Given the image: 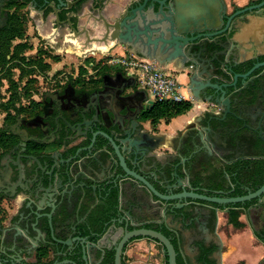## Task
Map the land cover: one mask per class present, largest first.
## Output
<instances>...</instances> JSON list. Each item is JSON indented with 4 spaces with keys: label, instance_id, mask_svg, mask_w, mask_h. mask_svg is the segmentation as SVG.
Masks as SVG:
<instances>
[{
    "label": "water",
    "instance_id": "95a60500",
    "mask_svg": "<svg viewBox=\"0 0 264 264\" xmlns=\"http://www.w3.org/2000/svg\"><path fill=\"white\" fill-rule=\"evenodd\" d=\"M58 1L59 5L72 6L79 0ZM131 1L133 0H104L105 15L100 12L97 17L96 11L90 10L96 7L94 0H84L77 7H73L72 9L80 15L73 16L74 23L77 26H87L89 29L86 30L91 34L87 31L80 32L77 38L69 36V28L65 26L60 27V34L54 37L56 29L53 13L49 11L41 14L31 9L29 11L37 34L44 42L55 48L71 49L79 56L89 51L105 52L116 42H128L130 46L133 44L131 47L140 55L157 57L150 51L158 49L160 53H169L167 59L176 62L183 57L182 49L187 47L186 55L193 57L201 69L198 75L200 79L195 81L191 79L192 83L196 84L192 88L193 93L219 106L221 104L228 106V110L221 117L214 114L206 121L208 113L206 116H198L196 120L202 127L200 129L192 127L195 132L192 136L194 143L197 138L203 143L201 147L213 146L215 152L211 159L204 157L199 159L200 165L195 169L196 174L199 177L205 175L213 169L212 166L217 167L224 160L215 147L219 137L224 138V147L227 151H231L234 143L239 141L235 138L233 143L227 139L233 135L234 129L226 115L234 114L229 105L231 95L244 87H238L237 78L245 79L250 72L247 74L237 72V67L245 61L237 62L234 59L235 50L213 36L219 35L221 39V34L231 25L230 31L232 18L240 11L230 15L226 27L220 30L223 21L222 0H155L160 4L157 12L159 16H153L145 11L153 8V3L147 4L148 0L131 8L130 13H127V9L124 8ZM225 1L229 3L231 0ZM234 1L243 4L246 0ZM122 12L124 16H120ZM195 31L198 33L194 34ZM166 32H169V37H165ZM40 34L51 35L49 38H43ZM248 37H251L250 32L246 36L242 34L243 40ZM204 39L206 44H203ZM140 41L147 49L135 44ZM209 43L217 47L212 49ZM185 61L182 58L181 62ZM209 70L211 74L206 73ZM226 75H234V78L229 79ZM251 99L252 95L244 99L246 116L250 107L256 103ZM141 101L153 103L145 91ZM7 124L9 123H5V126ZM244 125L250 128L249 123L245 122ZM8 126L10 128V125ZM123 130L126 136L119 143L116 142V136L106 134L113 144L117 156L116 163L123 168L125 174H114V171L111 174L112 182L119 187V215L112 218L111 222H106V229L98 239H94L92 235L79 233L73 235L77 227L69 222L70 216L78 212L70 210L69 203L72 201L76 186L73 183L81 174L82 158L77 159L81 148L68 158L59 160L58 156L53 155L55 160L49 168L43 167L40 160L31 155L37 165L29 162L25 166L18 156L14 162L19 171L18 181L15 182L17 184L12 182L10 171L0 173V200L25 195L21 200V203L24 201L20 210L23 211L21 218L19 212L10 227L0 222V264H40L37 262L36 249L43 244L57 248L48 254L49 259H54L51 264H78L73 258L59 259L63 255L77 254L74 249L78 246L84 264H97L105 249L112 246L115 249L114 264H132L129 259L139 252L146 253V247L153 248V255L156 256L157 253L163 257L165 264H177V251L171 239L161 230L143 226L163 219L179 228L180 248L187 264H264V241L258 237V234L264 236L260 233L264 231V182L254 191L233 196L189 190L176 170L180 155H176L175 152L156 156L152 151L163 142L158 140L156 135L146 133L151 141L146 142L144 140L146 134L142 132L141 127L133 128L126 125ZM94 158L102 166V159ZM5 164L8 167L9 164ZM170 166H174L173 175L177 179L167 187L171 189L181 186L182 189L176 192L162 191L156 185V182L161 186L166 185L164 184L166 176L175 178L171 177L168 171ZM24 168H28L31 173L30 178L26 180ZM180 173L183 175V172ZM23 181L26 187H23ZM17 186L25 191L21 193ZM81 186L83 187L78 194L80 193L83 199L86 191L85 185ZM189 198L224 205L241 202L243 205L218 207L188 200ZM253 199H256L255 203L244 206L246 201ZM169 200H176L173 208L184 207L187 212L193 213L192 224L190 219L187 222V225L189 223L190 225L183 227L181 222L167 214V206H171L167 204ZM81 210L86 216L89 207H83ZM129 225L134 227L129 228ZM196 241H202V245L196 244ZM60 243L63 245L59 246ZM64 245L68 247L64 248Z\"/></svg>",
    "mask_w": 264,
    "mask_h": 264
},
{
    "label": "flooded vegetation",
    "instance_id": "af4514ba",
    "mask_svg": "<svg viewBox=\"0 0 264 264\" xmlns=\"http://www.w3.org/2000/svg\"><path fill=\"white\" fill-rule=\"evenodd\" d=\"M8 1L0 0V25L5 22L6 3ZM83 1L79 0L76 4L68 6L67 4L59 5L58 0H30L26 7L41 14L49 11L53 13L55 21L53 22L55 28H53L56 29L53 34L54 37L60 34V27L65 26L69 28V36L77 38V34L80 32L87 31L89 33L86 30L87 26H77L73 20V16L80 15L72 8L77 7ZM94 1L96 7L90 8V10L96 11V17L100 12L105 15L106 4H104V0ZM143 1L133 0L128 3L124 10L127 9V13H130L131 8L137 7ZM222 1L223 21L219 27L220 30L226 27L230 15L240 12L233 16L230 31L231 25L221 34V39L219 35H215L213 38L224 42L230 49H234L236 52L234 59L237 62L245 61L237 67V72L242 74L250 72L245 79L237 78L238 87H244L231 95L229 105L234 114L227 113L226 115L234 129L233 135L227 139L233 143L235 138L239 141L234 143L231 151H227L224 147V138L219 137L215 147L224 160L217 167L211 165L213 169L200 177L195 170L200 165L199 159L214 157L213 146L201 147L203 143L197 138L194 143L192 136L195 132L190 127L175 136L172 142L175 146L176 155H180V160L176 163H179L176 170L187 189L212 195L233 196L231 193L241 186L249 192L256 190L264 182L263 180L259 186L254 188L260 173L264 171V0H246L243 4H238L234 0L229 3L225 0ZM151 3H153V8L151 10L145 9V11L153 16H159L160 14H157L159 2L147 1L148 5ZM251 6L253 7L246 9ZM123 12L120 16H124ZM84 28L85 30H83ZM249 32L251 37L243 40L242 34L246 36ZM197 33V31L194 32V34ZM157 34L159 35V33ZM40 35L43 38H49L51 34ZM164 35L169 37V32L164 33ZM53 41L55 40L53 39ZM135 44L147 49L142 41ZM203 44H206V39L203 40ZM209 46L212 49L217 47L213 43H209ZM185 48L182 49V58L186 61L183 63L181 62L182 58H179L176 60V64H181V72L187 76L185 82H181L179 79L182 87L193 92L192 88L196 84L195 82L192 83L191 79L193 78L194 81L200 79L198 75L201 69L193 57L186 55ZM218 48L220 49L219 46ZM43 49L45 48H37L35 52L30 50L29 53H35L39 57L45 56L43 52L41 55L39 54L41 53L39 51H43ZM150 52L155 53L159 60L161 58L166 60L169 57V53H160L158 49H151ZM206 56H209L208 53ZM93 64L91 62L88 69L91 74L86 73L84 77L78 75L43 78L41 82L45 85L43 90L35 92L33 98L28 101L22 112L18 113L16 119L7 124L10 125V131L13 132L15 138L13 142L7 143L3 154L0 156V173L10 171L11 180L15 183L19 178V171L14 164L18 156L24 165L29 162H33L34 166L37 165L36 160L30 157L31 155L38 158L43 167L49 168L55 160L53 155L58 156L59 160L68 158L81 148L77 157V159L82 158L81 174L73 183L76 186H74L72 201L69 203L70 210L78 211L69 218L70 224H75L77 227L73 235L78 234L79 224L86 219L81 208L88 206L91 209L99 203L103 191L108 190L112 185L113 176L111 174L113 171L114 174H125L123 168L116 163L117 156L113 144L106 134L116 136L118 143L126 136L123 130L126 125L133 128L141 127L142 132L148 134L149 130L144 127V122L147 120L146 115L155 104L153 99H151L153 103L141 101L144 91L145 93L147 91L141 86L137 75L131 73L129 68L113 62L111 68L109 67L110 69L108 67L103 68L99 73L92 74L94 70L95 72L100 70L98 67H96L97 69L92 68ZM206 73L211 74V70ZM226 77L233 79L234 75H226ZM251 95V101L256 103L250 107L248 116H246L244 99ZM206 110L208 111L207 121L211 115L215 114L220 117L224 115L228 106L223 104L219 106L209 102ZM245 122L249 123L250 128L244 125ZM147 134L144 138L146 142L150 141ZM156 138L161 141L164 140V137L160 135H156ZM94 157L102 159V166L97 163ZM5 163L9 164L8 167ZM168 171H170L171 177L174 176V166H170ZM24 172L25 180L29 179L31 173L28 168H24ZM180 172H183V175ZM233 176L237 177V182L232 180ZM176 179V177L172 179L166 176L164 179L166 185L161 186L159 182H156V185L162 191L176 192L182 189L181 186L171 189L167 187V185L176 182ZM82 184L85 185L86 191L83 199L81 194H78L83 187ZM22 185L26 187L24 181ZM17 189L21 193L25 191L19 186ZM255 201L256 199L251 200L248 205L255 203ZM224 207L231 206L226 205ZM22 212L19 213L20 218ZM260 233L264 234V231H260ZM51 241L53 242V240ZM59 245L62 246L63 244L60 243ZM67 247L64 245V248ZM74 255H63V258H73ZM103 255L97 264H100Z\"/></svg>",
    "mask_w": 264,
    "mask_h": 264
},
{
    "label": "rangeland",
    "instance_id": "374dc122",
    "mask_svg": "<svg viewBox=\"0 0 264 264\" xmlns=\"http://www.w3.org/2000/svg\"><path fill=\"white\" fill-rule=\"evenodd\" d=\"M14 11L23 17L20 28L23 33L17 35L16 31L10 38H2V42H0V49L10 45V52L13 51L11 57L9 55V61L3 68H0V127L16 119L17 115L6 107L10 105L7 102L10 97L14 98L17 108H24L33 98L35 92L43 90L45 86L41 83L43 78L78 75L84 77L86 73L91 74L88 70L91 62L94 63L92 68H100L97 70L98 72L95 70L92 72V74H97L103 68H111L115 62L112 59L121 56L111 55V48L105 52L89 51L79 56L71 49L50 46L38 36L29 7L26 5L21 9L16 7ZM37 48H45L43 51H39L40 55L43 52L45 56L39 57L35 53H29L30 50L35 52ZM125 55L129 56L130 53ZM121 66L127 68L124 65ZM4 102L6 105H3ZM11 109L16 111L14 107ZM7 114L8 118L6 119ZM153 256L156 258L155 264L166 263L165 259L157 253L156 256Z\"/></svg>",
    "mask_w": 264,
    "mask_h": 264
},
{
    "label": "trees",
    "instance_id": "16d2710c",
    "mask_svg": "<svg viewBox=\"0 0 264 264\" xmlns=\"http://www.w3.org/2000/svg\"><path fill=\"white\" fill-rule=\"evenodd\" d=\"M29 1L30 0H9L6 3L7 15L5 18V22L2 25H0V42H2V38L4 39L10 38L11 35L14 34L16 31L18 33L17 35H22L23 31L20 28H21V21H23V17L21 14L15 13L14 8L18 7L21 9L22 7L27 5ZM12 53L13 51L10 52V45L5 46L4 49L3 48L0 49V68H3V66L9 61ZM7 102H9L10 104L9 106H6L7 109L9 108V110H11V112L13 111L15 115H18V113L22 112V110L25 108V107L17 108L14 98L10 97L7 100ZM3 105H6V102H4ZM11 107H14L16 111L12 110ZM191 107H192V103L190 100H184L179 102L157 101L155 102L150 112L146 115V118L151 119V122L153 124H157L159 120L162 118L166 119V121L168 122L172 117L185 113ZM7 118H8V114L6 116V119ZM14 138L15 135L13 134V132L10 131L8 125L7 126L4 125L0 127V156L3 154V150L7 145V143L13 142ZM232 178L234 182H237V177L233 176ZM263 180H264V171L260 173V177L258 178L257 183L254 185V188L259 186V184H261ZM246 192H248L247 189L241 186L231 194L232 195L244 194ZM188 200H194V199L189 198ZM195 201H199L202 203H206L218 207H224L226 205L227 206L243 205L241 202L228 203L224 205L202 199H195ZM118 202H119V187L114 185V183L112 182L110 188H108V190L103 191V193L101 194L99 203H97V205H95L93 208L88 210L85 221H83L78 226V230L80 231L78 233L81 235H90V236L92 235L94 239H98V237L102 233H104L106 229V225H105L106 222L108 221L111 222L112 218H116L119 215ZM175 202L176 200H169L167 202V204H171V206L170 205L167 206V214H171L174 219H177L178 222H181V225L183 227L190 225V223L187 225V222L190 219H192L191 220V224H192L194 220L193 213L187 212L184 207L173 208ZM249 202L250 201L244 203V206H248ZM143 226L152 227L157 230H161L165 235H167L171 239L172 243L176 248L177 264H187L181 252L179 228L177 226L170 225L168 222H166L165 219L159 222L146 223ZM133 227H134L133 225H129V228H133ZM258 237H260L264 241V236L258 234ZM195 243L202 245V241H196ZM52 249H57V248L56 247L51 248L50 245H44V244L40 245L36 249V256L38 259L37 262L40 264H51L54 261V259H49L48 254L52 251ZM79 250L80 247L78 246L76 249L77 254L73 256V259H75L78 262V264H84L85 261L83 260ZM61 258H63V256ZM114 258H115L114 247L112 246L110 248H106L100 264H114Z\"/></svg>",
    "mask_w": 264,
    "mask_h": 264
},
{
    "label": "crops",
    "instance_id": "0c3cea01",
    "mask_svg": "<svg viewBox=\"0 0 264 264\" xmlns=\"http://www.w3.org/2000/svg\"><path fill=\"white\" fill-rule=\"evenodd\" d=\"M111 55H125L128 53L138 54L133 50L128 42H116L111 47ZM140 55V54H138ZM143 56V55H141ZM117 57V56H116ZM147 57V56H145ZM153 58L160 61L166 67L175 69L178 74L179 79L181 82H185L187 76L181 72V64L178 65L174 60L170 59H160L157 57H148ZM182 91L189 97V100L192 103V107L186 111L185 113L179 114L177 116L172 117L168 122L166 119L162 118L159 120L157 124H153L151 119H147L144 122V127L149 130L150 134L153 135H161L163 136L164 140L161 142V145L152 151L153 154L156 156H161L167 153H175L174 145L172 139L177 136L180 132L185 131L187 128L196 127L200 129L202 125L196 120L198 116H206L207 110L206 106L209 104L210 101L204 100L193 92L186 90L182 87ZM143 102V101H142ZM23 194H20L17 198H3L0 200V222L4 226H11L15 221L18 213L20 212L22 205L21 200L23 198ZM13 216V218H12ZM10 217L12 219H10ZM153 248L146 247L145 252H139L135 256L131 257L132 264H155L154 260L156 258L153 256L152 253Z\"/></svg>",
    "mask_w": 264,
    "mask_h": 264
},
{
    "label": "built area",
    "instance_id": "2783aa9c",
    "mask_svg": "<svg viewBox=\"0 0 264 264\" xmlns=\"http://www.w3.org/2000/svg\"><path fill=\"white\" fill-rule=\"evenodd\" d=\"M112 61L126 66L131 73H135L141 86L146 89L148 97L155 102L189 100V97L182 91L178 71L166 67L160 61L134 53H130L129 56H117Z\"/></svg>",
    "mask_w": 264,
    "mask_h": 264
}]
</instances>
